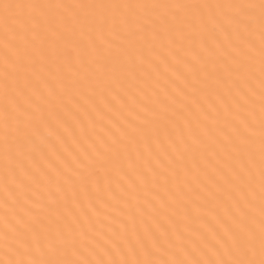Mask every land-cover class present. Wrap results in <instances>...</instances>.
<instances>
[{"label": "snow or ice", "instance_id": "1", "mask_svg": "<svg viewBox=\"0 0 264 264\" xmlns=\"http://www.w3.org/2000/svg\"><path fill=\"white\" fill-rule=\"evenodd\" d=\"M0 264H264V0H0Z\"/></svg>", "mask_w": 264, "mask_h": 264}]
</instances>
